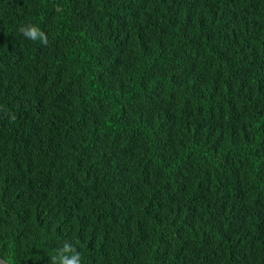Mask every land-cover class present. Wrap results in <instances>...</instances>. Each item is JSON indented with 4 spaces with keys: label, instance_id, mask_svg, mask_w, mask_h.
<instances>
[{
    "label": "trees",
    "instance_id": "1",
    "mask_svg": "<svg viewBox=\"0 0 264 264\" xmlns=\"http://www.w3.org/2000/svg\"><path fill=\"white\" fill-rule=\"evenodd\" d=\"M64 240L264 264V0H0V256Z\"/></svg>",
    "mask_w": 264,
    "mask_h": 264
},
{
    "label": "clouds",
    "instance_id": "2",
    "mask_svg": "<svg viewBox=\"0 0 264 264\" xmlns=\"http://www.w3.org/2000/svg\"><path fill=\"white\" fill-rule=\"evenodd\" d=\"M18 31L29 41H40L47 44V35L34 24L20 26ZM50 264H82L81 253L73 242L64 240L58 247L51 250L49 256Z\"/></svg>",
    "mask_w": 264,
    "mask_h": 264
},
{
    "label": "water",
    "instance_id": "3",
    "mask_svg": "<svg viewBox=\"0 0 264 264\" xmlns=\"http://www.w3.org/2000/svg\"><path fill=\"white\" fill-rule=\"evenodd\" d=\"M0 264H8V262L0 256Z\"/></svg>",
    "mask_w": 264,
    "mask_h": 264
}]
</instances>
